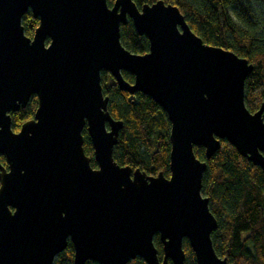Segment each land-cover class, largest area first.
Segmentation results:
<instances>
[{
    "label": "water",
    "instance_id": "water-1",
    "mask_svg": "<svg viewBox=\"0 0 264 264\" xmlns=\"http://www.w3.org/2000/svg\"><path fill=\"white\" fill-rule=\"evenodd\" d=\"M28 11L38 26L24 33ZM131 21L144 55L120 43ZM254 66L205 44L177 7L132 0H0V264H53L70 242L72 264H229L212 245L217 221L202 196L206 163L228 141L264 175V100L245 103ZM121 91L149 96L170 123L169 177L113 159L122 121L108 112L101 72ZM122 72L133 76L128 83ZM35 96L18 132L11 113ZM97 168L83 149V130ZM158 236L163 257L153 244Z\"/></svg>",
    "mask_w": 264,
    "mask_h": 264
},
{
    "label": "trees",
    "instance_id": "trees-1",
    "mask_svg": "<svg viewBox=\"0 0 264 264\" xmlns=\"http://www.w3.org/2000/svg\"><path fill=\"white\" fill-rule=\"evenodd\" d=\"M140 9L160 0H132ZM178 8L189 28L210 46L232 51L247 59L254 66L245 82V103L250 112L259 110L264 100V0H161ZM114 0H107L108 6ZM26 36L32 38L38 20L28 11L22 17ZM121 45L136 55L149 51V42L139 35L129 20L120 27ZM128 83L133 76L122 72ZM101 86L108 98L107 109L111 117L122 121L118 142L113 148V159L119 166L139 169L147 176L162 173L169 177L170 123L165 112L147 95L140 92L128 94L121 91L116 81L101 72ZM37 99L32 96L27 105L11 113L12 130L18 132L23 123L33 118ZM83 149L91 158V166L97 168L93 159L90 138L84 129ZM194 154L207 167L202 177L201 193L209 200L210 212L217 221V229L211 234L216 254L229 264H264V175L228 142L209 160L201 146L194 147ZM0 163L6 166L3 156ZM153 244L162 259V245L156 235ZM185 264H195L194 254L184 242ZM73 248L58 254L53 264H72ZM85 264H97L87 261ZM128 264H145L140 258ZM170 264V262L168 263Z\"/></svg>",
    "mask_w": 264,
    "mask_h": 264
},
{
    "label": "flooded vegetation",
    "instance_id": "flooded-vegetation-1",
    "mask_svg": "<svg viewBox=\"0 0 264 264\" xmlns=\"http://www.w3.org/2000/svg\"><path fill=\"white\" fill-rule=\"evenodd\" d=\"M111 6H112V5H111ZM111 6H109V7H111ZM5 161H6V160H5ZM5 168L8 169L7 164H6Z\"/></svg>",
    "mask_w": 264,
    "mask_h": 264
}]
</instances>
